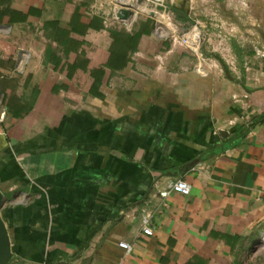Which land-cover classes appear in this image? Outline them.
Returning a JSON list of instances; mask_svg holds the SVG:
<instances>
[{"label": "crops", "instance_id": "obj_1", "mask_svg": "<svg viewBox=\"0 0 264 264\" xmlns=\"http://www.w3.org/2000/svg\"><path fill=\"white\" fill-rule=\"evenodd\" d=\"M193 1L183 21L228 35L206 77L147 19L105 24L109 0L0 4L9 264H264V0ZM110 28L140 34L124 67Z\"/></svg>", "mask_w": 264, "mask_h": 264}, {"label": "built area", "instance_id": "obj_2", "mask_svg": "<svg viewBox=\"0 0 264 264\" xmlns=\"http://www.w3.org/2000/svg\"><path fill=\"white\" fill-rule=\"evenodd\" d=\"M189 4L192 6L193 0H189ZM107 5L109 12L103 13L105 24L108 26L118 25L127 32L132 33L142 17L152 18L155 21L152 28L153 36L164 42L169 41V50L181 48L192 53L195 56L194 69L196 72L202 77L208 75L206 67L207 57L203 53V47L207 41L214 50L216 48L212 44V37L208 36L204 27L197 20L188 29L183 28L182 24L176 20V7L166 3V0H109ZM122 10H129L130 15L127 18H120L119 13ZM152 13L154 15H151ZM224 38L222 37L221 40ZM222 43L217 48L218 50L224 49V44ZM164 58L163 55H157L160 63H163ZM224 60L232 64L230 58H224ZM4 116L5 111L0 112V121H3ZM171 191L188 195L191 191V185L187 180L179 178L172 182L169 190L164 191L163 194H169ZM146 222L147 220H145ZM143 230L149 235L153 233L152 228L147 225L143 226ZM261 243L264 244V233L261 236ZM119 245L125 250L126 254H129L132 250V246L126 241H120Z\"/></svg>", "mask_w": 264, "mask_h": 264}, {"label": "rangeland", "instance_id": "obj_3", "mask_svg": "<svg viewBox=\"0 0 264 264\" xmlns=\"http://www.w3.org/2000/svg\"><path fill=\"white\" fill-rule=\"evenodd\" d=\"M3 1H5V0H0V4ZM176 2H177V0H166V3H168L169 5H174L175 6ZM179 3H180L179 4L180 7L190 6L189 0H186V1L183 0V2H179ZM194 4H195V2L193 1V5ZM0 9H1V7H0ZM194 10H196V9L194 8L193 11ZM188 12H189V8H188ZM211 14L212 15H210L209 13L206 14V16H204L205 19L207 17H214V14L213 13H211ZM142 19H147V23H148L149 27H151V29L153 28L154 23H155L154 19L142 17L140 20H142ZM176 20H177V22L182 24V27L185 28V29H188L192 24H195V21H196L195 19L194 20L190 19L189 21H183L182 19H179L178 17L176 18ZM197 21L204 27L205 31L208 33V36L209 37L212 36V38H214L215 41H217L218 47H219V45H221L222 42H223L222 44H224V42H226V39H227L228 35H226L227 32L224 30V24L223 23H216V22L210 23L212 21V18H211V20L209 22L206 21V20H201V21L197 20ZM135 31L136 30H133V32H135ZM222 37H225V38L223 40H221ZM166 43H168V46H170V42L169 41H166ZM209 46H210L209 42L206 41L205 44H204V47H203V52L205 51L204 53H211V52H208ZM183 50H184L185 53H187L189 56H191L194 59V62H195V56L192 55V53L188 52L187 50H185V49H183Z\"/></svg>", "mask_w": 264, "mask_h": 264}, {"label": "water", "instance_id": "obj_4", "mask_svg": "<svg viewBox=\"0 0 264 264\" xmlns=\"http://www.w3.org/2000/svg\"><path fill=\"white\" fill-rule=\"evenodd\" d=\"M175 12L178 16L188 19V6L176 7ZM130 15L129 10H122L119 13L120 18H127ZM151 15H154L152 13ZM4 194L0 190V264H9L13 258V253L11 250V243L7 231V227L2 219L1 211L3 207Z\"/></svg>", "mask_w": 264, "mask_h": 264}, {"label": "trees", "instance_id": "obj_5", "mask_svg": "<svg viewBox=\"0 0 264 264\" xmlns=\"http://www.w3.org/2000/svg\"><path fill=\"white\" fill-rule=\"evenodd\" d=\"M8 11V7H3L0 9V19L2 18V16L4 15V13H6ZM177 17L179 19H182V20H185L184 18L180 17L177 15ZM110 32L112 33V35L114 36V38H118L119 41H120V47H121V50L123 51V54L120 55V59H119V65H122L121 67H124V65L126 64V61L125 60V53L128 52V51H134L136 49V44L138 42V38L140 37V34L139 33H136L134 36H129L127 35L125 32H121V31H118L117 29H114V28H110ZM168 45V43H166ZM125 52V53H124ZM221 62L223 63L224 67L227 68L225 62L220 59ZM110 66L113 67V64L110 63ZM227 71L228 68L226 69ZM264 120V113H262L259 117H258V121H263Z\"/></svg>", "mask_w": 264, "mask_h": 264}]
</instances>
